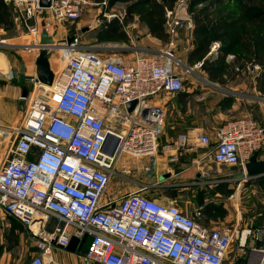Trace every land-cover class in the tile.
Instances as JSON below:
<instances>
[{
  "label": "built area",
  "instance_id": "obj_1",
  "mask_svg": "<svg viewBox=\"0 0 264 264\" xmlns=\"http://www.w3.org/2000/svg\"><path fill=\"white\" fill-rule=\"evenodd\" d=\"M1 1L12 10V24L30 39L24 51L38 54L43 30L55 45L46 50L54 62L52 85L40 83L35 73L25 76L20 116L0 135V213L35 239L37 254L26 264L50 263L52 248L66 249L72 238L77 245L89 239L84 264H222L234 241L243 247L251 229L206 227L197 221L199 210L190 216L173 202L146 195L144 188L106 199L111 180L125 173L117 171L122 156L157 155L166 111L150 100L184 91L176 71L184 67L181 60L168 56L170 50L129 61L101 54L96 45L81 44L80 26L55 38L60 25H78L95 10L99 14L89 30L112 19L121 22L123 14L107 11L111 0H46L47 8L39 7V0ZM163 29L169 47L180 31L193 30L188 0L165 9ZM219 46L212 43L207 57L217 56ZM224 60L235 73L259 68L233 54ZM192 67L184 68L190 73ZM131 102L136 104L128 111ZM214 137L205 159L217 167L244 168L254 153H264V119L231 120L215 129ZM196 141L200 148L211 144L202 133ZM175 145L184 148L187 136H177ZM51 220L57 223L48 231ZM252 251L260 254L255 264H264V250Z\"/></svg>",
  "mask_w": 264,
  "mask_h": 264
},
{
  "label": "crops",
  "instance_id": "obj_2",
  "mask_svg": "<svg viewBox=\"0 0 264 264\" xmlns=\"http://www.w3.org/2000/svg\"><path fill=\"white\" fill-rule=\"evenodd\" d=\"M107 11L125 15L126 6L120 0H116L110 2ZM98 14V10L85 14V17L82 18L78 25L82 26L80 33L85 36L90 35L91 45H96L97 50L101 54H122L124 51H131L129 49H136L137 53L131 54L133 59L141 53L147 55L159 54L161 53L159 47L167 45L168 50L176 58H179L187 67L190 66L187 63V58L196 45L192 30L180 31L174 46L169 47L167 43L150 36L147 27L140 23L137 16H133L132 20L123 28L128 42L116 41L96 44V31L101 26H94L92 30L87 29L84 32L83 29L87 28V25ZM12 31H14V36L9 37L6 40L7 43L3 41L4 43L1 45L7 44L5 46L9 47L10 50H15V52H0V58L4 60L3 62L6 65L4 66L5 70L0 71V135L12 127L20 116L24 104L22 100L23 94L24 91L27 92L24 77L35 73L34 61L37 57V55H32L22 49V46L29 43L30 39L21 37L20 34L22 32L18 27H12ZM140 46L144 47L141 48ZM257 66L259 68L256 70L240 74L227 69L215 79H210L201 70L199 72L204 74L207 79L208 91L201 88L199 92H194L193 89L196 90V84H198L194 80L196 83H193V89L189 91L162 95L150 100L152 105L161 106L166 111V123L163 133L159 137L158 153L155 157L147 158L149 161L141 159L139 161L130 160L128 157H125V159L121 157L119 164L123 163L118 166V169L122 168L125 175L131 173L132 177L130 179L123 176L117 177V182L111 186L109 185L106 199H115L125 194V192L133 191L136 188L148 187L144 185L147 182L143 174L147 173L149 177L154 174V183L149 188L156 190L159 188L164 190L173 188V192H176V194L190 193L191 195L186 203L195 208L189 212L186 207L178 205L177 199L170 201L168 200L169 197L165 198L166 201L159 202H173L180 210L190 216L199 210L202 216L197 221L200 224L209 228H220L226 226L228 213L233 214L234 211H238V204L231 202L227 205L224 200H231L233 197L240 198L242 191L248 190L249 193L245 195V197L247 196L245 203L248 204V213L246 218L242 220L235 212L234 227L240 226L243 228L242 230L251 229L253 234L246 237L243 247L237 245L234 253L229 249L222 264H255L260 259V254L253 252L252 249L264 250V173L249 177L243 168L229 167V175L225 174L222 177L212 173L210 169L215 165L207 161L205 155L213 149L215 129L225 123L243 117H249L258 123L263 121L264 93L260 92L258 86L262 80L264 69L259 65ZM50 68L53 70L51 63ZM205 96H212V99L205 101ZM169 98H174L175 102L167 105L166 100ZM171 131L173 132L171 133ZM198 133L205 134L208 137L211 144L207 148L198 147L196 141ZM183 134L187 136V145L184 148H177L175 145L176 138ZM261 160H264V153L259 154L258 161ZM196 161L200 162V166L197 167L193 164ZM227 192H229L228 195H226ZM260 192L262 193L261 195H256ZM146 195L155 198L152 194ZM252 198L259 202L255 207L256 209L254 207L251 209L254 203ZM241 212H244L242 207ZM229 218L233 219L231 216ZM8 220H10V223H6L4 225L5 228H9L11 223L14 225L10 227L9 232L0 228V264H14L16 261V256L14 255L19 250L17 248L16 250L10 249L8 246L9 241L19 242L22 246L23 240L24 242L30 241L31 243H28V248L26 249V254L30 251L28 254L30 260L37 254L35 239L17 221L10 217H8ZM27 235L30 238H26ZM12 238L14 240H11ZM88 243V238H85L84 242L77 245L74 251L67 248L53 247L51 260L48 264H84L81 262V255L85 252Z\"/></svg>",
  "mask_w": 264,
  "mask_h": 264
},
{
  "label": "trees",
  "instance_id": "obj_3",
  "mask_svg": "<svg viewBox=\"0 0 264 264\" xmlns=\"http://www.w3.org/2000/svg\"><path fill=\"white\" fill-rule=\"evenodd\" d=\"M99 2L101 0H94ZM116 0H111L113 2ZM118 1V0H117ZM128 3L122 22L112 19L104 23L95 35V43L123 41L128 38L123 31L124 26L133 16H137L143 23L150 36L167 43L168 38L164 32L165 9H171L177 0H120ZM215 7H222L220 1L209 0ZM247 1V0H246ZM255 0L243 3L242 0H233L237 13L222 14L218 10L210 11L208 5L197 9V5L208 2L207 0H190L188 13L192 17V35L195 48L189 53L187 63L190 66L201 62L200 70L204 71L210 79L222 75L228 68L224 62L227 54H234L238 60L252 61L264 69V0ZM225 12L229 10V1H226ZM248 4V5H247ZM11 8L0 0V27L10 30ZM213 42H219L218 55L211 60L207 57ZM207 57V58H206ZM264 93V70L262 80L258 86ZM229 192L226 193L228 195Z\"/></svg>",
  "mask_w": 264,
  "mask_h": 264
},
{
  "label": "rangeland",
  "instance_id": "obj_4",
  "mask_svg": "<svg viewBox=\"0 0 264 264\" xmlns=\"http://www.w3.org/2000/svg\"><path fill=\"white\" fill-rule=\"evenodd\" d=\"M208 2H206L205 4L204 3H201V4H199V5H197V9H199L200 7H203V5H208V8L210 9V11H213V12H216L217 10L220 12V13H222V14H227V13H230V12H232L233 11V13H237V10H236V4L233 2V0H228L229 1V10L227 11V12H225V9H224V7H226V1L227 0H218V1H220L221 3H223V4H221L222 5V7H215V5L214 4H210L211 3V1L209 2V0H207ZM240 1V0H239ZM243 1V3H248V2H250L251 0H242ZM258 1V0H257ZM257 1L255 0V1H253V2H255V3H253V5H256V3H257ZM121 2H123V1H121ZM190 2V0H188V3ZM123 5H125L126 7H127V5H128V3H125V2H123ZM248 5V4H247ZM224 6V7H223ZM216 10V11H215ZM11 12H12V10H11ZM83 17H85V16H83ZM79 26L80 25H77V23H67V24H64V25H60L59 27H60V29H58V31H57V35L55 36V38L56 39H60V38H62L63 37V35L65 34L64 32L65 31H68V32H73V31H75V30H77L78 28H79ZM15 26L13 25V28H14ZM80 27H82V26H80ZM18 35V34H17ZM12 36H14V31H12V29H10V30H4L2 27H0V42L1 41H4V42H6L7 43V41L6 40H8V38L9 37H12ZM20 36L21 37H23V38H26V39H29L27 36H25L24 37V34L23 33H21L20 34ZM91 38H90V35L89 36H85L84 34H80V42H81V44L82 45H85V46H89V45H91L92 44V42L90 43V40ZM5 45H7V44H4V46ZM4 46H2L1 44H0V52H6V53H11V52H15V50H10V48L9 47H4ZM166 46V47H165ZM162 45V46H160L159 48L161 49V53H166L167 51H168V47H167V45ZM141 48H143L144 46H140ZM129 50H131V51H124V52H122V56L126 59V60H131L132 58H131V54H135V53H137L135 50L136 49H129ZM131 52V53H130ZM216 55H212V56H210V59L211 60H213V59H216ZM177 59H179V58H177ZM243 60H245V59H243ZM247 61V60H246ZM249 62V61H248ZM50 63H51V67H52V69H54V62H53V60H51L50 61ZM250 63H253L254 64V62H252V61H250ZM183 64H185V63H183ZM227 65V64H226ZM228 66V65H227ZM189 67V66H188ZM190 67H192V66H190ZM192 69H193V72H187V70L184 68V67H182V66H180V67H178V68H176V71H178V72H180V74H182V76H183V78H184V86H183V89H184V92H186V91H189V90H191V89H193V83L196 81L198 84H196L197 86H196V90H194L193 89V91L194 92H199V90L202 88L203 90H205V91H208L209 90V87H208V85L206 84V78H205V76H204V74H201L200 72H201V70L200 69H198V68H193L192 67ZM227 69H229V67L227 68ZM226 69V70H227ZM200 71V72H199ZM240 73H243L242 71H239V73L238 74H240ZM247 73V72H246ZM195 80V81H194ZM195 82V83H196ZM212 96H209V97H206L205 96V101H209V100H211L212 98H211ZM166 102H167V105H170V104H172L173 102H175V99L174 98H169L168 100H166ZM183 127V126H182ZM183 130V129H182ZM173 131H171V133H172ZM177 135V134H176ZM176 135H174V136H176ZM184 136H185V134H183ZM125 157H128V159H130V160H147V161H149L147 158H136V157H132V156H127V155H124V156H122V158H124L125 159ZM121 162V161H120ZM123 163V162H122ZM122 163H120V164H118L117 165V169H118V166L119 165H121ZM208 166H210V164H208ZM146 168V167H145ZM210 170H212V173H214V174H218V175H229V169L227 168V167H215V166H212L211 167V169ZM236 170V169H235ZM117 171H119V169L117 170ZM117 174V173H116ZM144 176V178H145V180H146V182H147V184H144V185H146V186H148V187H146V188H144V190H143V193H145V194H152V195H154L155 196V198L158 200V201H166L165 200V198L166 197H169V199L168 200H170V201H173L174 199H177V203H178V205H180V206H183V207H186L187 209H188V211L189 212H191L192 211V209L193 208H195V207H192L190 204H187L186 203V201L188 200V197L191 195L190 193H188V194H184V193H179V194H176V192H173L174 190H173V188H167V189H163V188H159L158 190H156V189H154V188H149V186L150 185H152V183H154V174L152 175V176H148L147 175V173L146 174H143ZM123 177H125V178H127V179H130L131 177H132V174L131 173H129V174H124V175H122ZM222 177H224V176H222ZM148 180H147V179ZM153 181V182H152ZM117 182V178H114V179H112L111 180V183H110V186L111 185H113L114 183H116ZM132 191V190H131ZM131 191H128V192H131ZM128 192H125V193H128ZM264 192V191H263ZM249 192H248V190H244V191H242V196H240V198H236V197H233V198H231V200H224L225 202H226V204L228 205L229 203H233V204H238V211H234L233 212V214L231 213V214H229L228 213V220L226 221V223H225V225L226 226H229V227H232V228H236L237 230H239V231H241L243 228H241L240 226H237V227H234V225H235V220H234V217H235V214L237 213L238 214V217H241V219L242 220H244L245 218H246V215H247V211L249 210L247 207H248V204L247 203H245L247 200H245V199H247L246 197H245V195H247ZM262 193L260 192V193H257L256 195H261ZM124 195V194H123ZM121 197V196H120ZM118 199H119V197H117ZM251 200V199H250ZM250 200H248V202H250ZM252 200H253V205H252V207H251V209H253V207L255 208L258 204H259V202H256V199H253L252 198ZM251 200V201H252ZM240 204H241V206H240ZM261 204V203H260ZM241 207L243 208V210H244V212H241ZM228 208H229V206H228ZM256 209V208H255ZM236 212V213H235ZM229 216H231L233 219H231V218H229ZM10 220H8V217H6V216H4V215H2L1 213H0V225L2 224V226H0V228L1 229H3V231H8L9 232V230L11 229L10 227H12L13 225H12V223L10 224L11 226L8 228H5L4 227V225L6 224V223H10L9 222ZM55 223H57V222H55L54 220H51V221H49V223H48V226H47V230L48 231H52V229L55 227ZM5 229V230H4ZM24 232V231H23ZM26 238H30L28 235L26 236ZM90 238V237H89ZM11 240H14V238H12ZM89 240V239H88ZM23 246L21 245V243L19 244V242H13V241H9V244H8V246L10 247V249L11 248H13V250H16V248H17V250H19L14 256H16V261H15V263L14 264H26V262L29 260V253H30V251L28 252V254H26V249L28 248V243L30 244L31 242L30 241H26V242H24V240H23ZM238 245V241H234L232 244H231V246H230V250L231 251H233V253L235 252V250H236V246ZM17 246V247H16ZM15 247V248H14ZM24 248V249H23Z\"/></svg>",
  "mask_w": 264,
  "mask_h": 264
},
{
  "label": "water",
  "instance_id": "obj_5",
  "mask_svg": "<svg viewBox=\"0 0 264 264\" xmlns=\"http://www.w3.org/2000/svg\"><path fill=\"white\" fill-rule=\"evenodd\" d=\"M39 7L42 8H47L49 7V3L46 0H39ZM87 28L83 29V32L86 31ZM72 41V38L67 39V44H69ZM55 46L52 38L47 34L45 30H43L40 34V39H39V52L37 54V57L35 58L34 61V66H35V76L38 79L40 83L46 86H51L53 82V73L50 68V63H49V58L48 54L46 52L47 49ZM163 54V53H160ZM168 56H172L173 53L170 51L167 54ZM183 66L187 69L190 70V68L186 67L185 64ZM23 70V69H22ZM23 96H26V91H24ZM136 102H131L127 104V109L128 111H131L132 108ZM259 154L256 152L252 155V157L249 159L248 163L245 164L244 166V172L246 173L247 176H256L264 173V160L258 161ZM77 239L72 238L69 242V245L67 249L74 251L77 246Z\"/></svg>",
  "mask_w": 264,
  "mask_h": 264
},
{
  "label": "bare ground",
  "instance_id": "obj_6",
  "mask_svg": "<svg viewBox=\"0 0 264 264\" xmlns=\"http://www.w3.org/2000/svg\"><path fill=\"white\" fill-rule=\"evenodd\" d=\"M2 43H4L3 41H2ZM6 43V42H5ZM4 60H2L1 58H0V71H4L5 69H4V66H6L4 63L5 62H3ZM186 66V65H185ZM187 67V66H186ZM1 74H3V73H1ZM251 259V258H250ZM253 259V258H252ZM254 261V260H253ZM252 262V261H251Z\"/></svg>",
  "mask_w": 264,
  "mask_h": 264
}]
</instances>
